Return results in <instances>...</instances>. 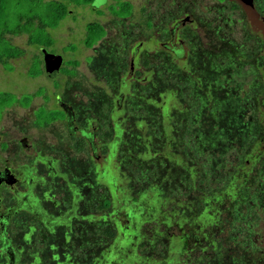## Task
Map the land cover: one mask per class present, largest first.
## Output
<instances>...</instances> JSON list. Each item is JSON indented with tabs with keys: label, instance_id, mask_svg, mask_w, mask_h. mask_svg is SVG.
Masks as SVG:
<instances>
[{
	"label": "flooded vegetation",
	"instance_id": "obj_1",
	"mask_svg": "<svg viewBox=\"0 0 264 264\" xmlns=\"http://www.w3.org/2000/svg\"><path fill=\"white\" fill-rule=\"evenodd\" d=\"M93 1L80 4L89 5L94 12V18L85 24L81 47H63L56 53L55 40L49 45L30 43L40 55L32 60L30 75L43 73L47 82L26 93L24 98L17 96L18 101L0 107V264H77L66 261V257L79 255L81 240L87 236L82 233V224L91 225L88 235L97 233L98 208L106 210L105 223L111 224L115 213L118 216L117 233L110 230V243L101 255L100 264H134L132 249L134 253L142 252L138 222L148 212L144 198L153 191L139 190L138 195L126 198L121 206L120 199L113 201L112 194L118 192L111 163L116 145L147 140L169 146L171 153L165 150L170 158L168 171L177 177L185 175L191 166L183 159L197 161L209 151L210 128L219 130L229 125L243 130L242 138L240 134L231 139L223 135L218 141L222 146L221 159L218 157L221 186L218 198H214L218 201V213L222 212L220 206L226 192L229 193L227 185L233 182L224 184L226 141L238 146L235 152L244 146L249 154H258L257 160L264 163V76L242 75L240 60L229 64L232 68L226 67L224 59L210 63L205 51L207 45L194 42V28L203 24L200 19L207 16L203 11L187 8L178 13L161 7L148 11L143 7L134 15L130 0H107L96 6ZM228 1L241 7L248 20L238 0ZM105 5L112 9L107 14L102 12ZM254 6L257 8L255 0ZM132 15L135 19L123 31L115 29L119 36L111 39L109 47H96L109 33L110 17ZM248 22L251 31L264 42L261 30H254ZM92 29L97 30L95 35ZM106 38L109 40V36ZM233 48L239 51V43ZM87 49L93 51L87 61L89 75L80 71L79 55ZM66 54L70 55L67 60ZM53 55L65 56L55 77L46 71V60ZM146 70L156 76V87L167 79L169 82V90H165L168 94L159 89V95L164 93L165 98L158 103L153 100L152 112L144 107L124 105L129 97L145 96L147 90L140 82ZM209 72L213 81L218 80L216 98L209 94ZM15 104L25 111L23 117L5 123L4 109ZM143 118L148 121L151 137L145 138L140 132ZM212 118L217 121L210 122ZM184 164L185 169L179 167ZM244 182L241 179L240 185L230 186L231 190H251V184ZM101 184L109 188L111 196L106 195L98 205L96 190ZM153 198L155 203L156 195ZM235 202L240 203V199ZM262 202L253 206L251 217L241 214L234 221H241L251 232L254 225L260 224L264 235V199ZM213 205L199 200L185 204L181 212L189 218L177 234L169 233L173 236L169 243L171 254L204 253L206 237L196 221L202 219L208 223ZM175 208L176 205L170 214L162 217L164 224L179 214ZM249 239L252 247L264 254V236L259 244L251 236ZM122 242L130 244L129 262L118 251ZM198 261V264H224V259L207 263L203 257Z\"/></svg>",
	"mask_w": 264,
	"mask_h": 264
},
{
	"label": "rangeland",
	"instance_id": "obj_2",
	"mask_svg": "<svg viewBox=\"0 0 264 264\" xmlns=\"http://www.w3.org/2000/svg\"><path fill=\"white\" fill-rule=\"evenodd\" d=\"M130 1H132L134 6V15L135 12L141 10L143 7L149 9L148 11L153 10V7L171 9L178 13L185 9L187 10V8L203 11V14H206L208 17L205 16V18L200 19L204 23L194 28V42L200 41L207 45L205 51L209 55L210 63L224 59L226 67L232 68L229 64L240 60L242 75L257 74L264 76V42L256 33L251 31L245 14L236 3L228 0ZM110 2H113V0ZM255 4L264 14V0H255ZM68 7V14L60 19L54 28L50 29V33L55 40L53 51L56 53H59L58 50H62L61 48L63 47H81V38L84 36L85 24L94 18V12L91 11L89 5L70 3ZM10 10L13 13L15 6ZM111 10L110 5L102 6L104 14L109 13ZM134 15L126 18L110 17V23L107 27L109 40L105 36L96 43V47H109L111 39L119 36L115 32V29L123 31L126 28L125 26L135 19ZM120 36L123 37L124 34ZM11 38L14 43L23 49V54L8 59L7 65L0 62V93H11L24 98L26 93L36 90L39 85L47 82V79L43 73L35 77L30 75L32 60L40 55L37 47L28 42L27 35L23 33L11 35ZM236 42L239 43V51L233 48ZM234 43L235 45L233 46ZM92 52L91 49H87L83 50V54L79 55V58H82L80 71L87 75L90 74L87 61L91 57L90 54ZM100 54L103 56L102 53ZM62 57L65 56L62 55ZM194 57L196 56L194 55ZM67 58H70L69 54H66V60ZM155 77L152 72L146 70L141 75L142 80L140 82L147 90L145 96L129 97L128 101L125 100L124 105L130 104L135 107H144L147 112H152L154 110L153 100L158 103L159 100L165 98L164 93H161V96L159 95L161 92H159V89H162V92L169 90L167 78V80L162 82V84H167H159L156 87ZM209 77L211 82L209 94L211 93L212 97L216 98L219 94L217 91L218 80L213 81V75L210 72ZM242 80L245 83L244 77ZM166 93L168 94V92ZM211 100L212 98H210V102ZM4 105L8 104H3L0 101V107ZM209 111L211 115V109ZM24 113L25 111L19 105L8 106L4 109L3 121L7 123L9 120L19 119L18 117H23ZM141 121L140 132L144 134L145 138L151 137L148 121L144 118ZM213 121L217 120L215 118L210 119V122ZM208 132L210 141L207 147L209 151L204 153L197 161L182 158L183 162L186 163L187 161L191 166L187 169L188 172L185 175H178L177 177H173L168 171L170 158L165 155V150L167 154L171 153L169 146H161L151 143V141L142 140V142L137 144H130L128 146L116 145L114 147L113 151L115 155L111 163L113 175H116L115 185L117 184L118 190L116 191L118 192L117 194H112L113 201L120 199L118 205L121 206L126 198L138 195L139 190H144L145 193L150 190L153 191L152 194L147 195V198H144L148 212L138 222V241L142 244V252L136 251L134 253L132 249L131 255L133 256L134 264H138L137 262L141 264H198V260H203V257L207 263H210L214 259H224V264H264V254L254 249L251 245L252 240L249 239L251 236L255 244L261 243L260 240H262L264 235L260 224L254 225L253 232H251L250 228L242 225L241 221H234L241 214L247 218L251 217L253 206H260L263 203L264 163L257 160L259 159L256 158L258 154L256 156L249 154L244 146H240V149L235 152L234 149L238 146L235 147L229 141H226L224 184L227 185L231 180L233 182L227 185L229 193L226 192L224 203L220 206L222 212L218 213V201L216 199L218 198V191L221 186L218 174V157L221 159L219 152L222 150V146L218 141L223 135L226 139H231L237 138L240 134L242 138L243 130L238 131L226 125L219 130L217 128H210ZM164 161L166 162L162 164ZM179 167L186 168L185 164ZM240 167L241 169H239ZM143 169L147 171H143ZM241 179L242 182L245 180V184L249 182L252 189L249 191L231 190L230 186L240 185ZM173 185L176 186V189L171 188ZM106 195L111 196L109 188L103 184L98 185L96 190L98 205H100V201ZM153 195L157 197L155 203L153 202ZM237 198L240 199V203L235 202ZM197 200L210 205L214 204L211 209L212 213H209L212 219L208 220V223H203L202 219L196 221L201 224L199 227L206 237L203 245L205 251L204 253L188 252L182 255L179 253L171 254V248L169 247L170 239L173 237L171 235L177 234L181 230L182 225H184L185 220L189 218V215L183 214L181 211H183L182 209L185 204L188 205L190 201ZM164 202H166L165 205H160ZM175 205V209L180 211L179 214L172 221L164 224L162 217L170 214L172 207H175ZM194 208L196 209L197 206L194 205ZM194 213H196L195 210ZM105 214V209L98 208V219L95 225L97 229L96 234L88 235L90 234L91 225L82 224V233H86L87 236H84L81 240L79 255H69L66 257V261L69 260L77 264H96V261H98L97 264H100V260L102 262L101 255L105 254L110 243V230H114L115 234L117 233L116 224L118 218L115 213L112 223H105ZM247 234H250V236H247ZM93 244L96 246L91 247ZM120 244L118 251L120 254L125 255L129 262L131 258L128 252L130 244L128 242ZM218 249L221 250L217 251Z\"/></svg>",
	"mask_w": 264,
	"mask_h": 264
},
{
	"label": "trees",
	"instance_id": "obj_3",
	"mask_svg": "<svg viewBox=\"0 0 264 264\" xmlns=\"http://www.w3.org/2000/svg\"><path fill=\"white\" fill-rule=\"evenodd\" d=\"M92 0H0V62L23 54V49L13 42L11 35L26 34L29 43L52 44L49 28L57 25L69 12L68 5L88 4ZM15 10L11 13V8ZM92 34L96 29H92ZM95 36H93V39ZM19 98L11 93H0L3 104Z\"/></svg>",
	"mask_w": 264,
	"mask_h": 264
},
{
	"label": "water",
	"instance_id": "obj_4",
	"mask_svg": "<svg viewBox=\"0 0 264 264\" xmlns=\"http://www.w3.org/2000/svg\"><path fill=\"white\" fill-rule=\"evenodd\" d=\"M107 0H94V6L105 3ZM243 9L246 12L247 18L250 21V24L254 30H261L264 35V18L260 16L257 8L254 6V0H238ZM45 52V56H47ZM62 63L61 55H53L51 59L46 60V71L52 76L55 77Z\"/></svg>",
	"mask_w": 264,
	"mask_h": 264
}]
</instances>
